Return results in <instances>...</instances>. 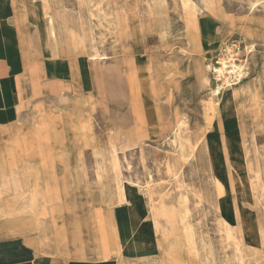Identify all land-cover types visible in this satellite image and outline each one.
Segmentation results:
<instances>
[{"label":"crops","instance_id":"obj_1","mask_svg":"<svg viewBox=\"0 0 264 264\" xmlns=\"http://www.w3.org/2000/svg\"><path fill=\"white\" fill-rule=\"evenodd\" d=\"M66 1L64 11L61 12L58 0H0V154L2 153L3 159V153L7 147L14 149L15 158L10 162L15 173L12 185H21L24 189L35 174L47 180L49 186L52 184L53 166L47 161L37 167L43 169L39 171H29L30 168L35 167H31L25 161L17 162V152L28 150L24 149L21 141L24 136H32L34 144L37 140H43L46 144L50 136L68 131L77 136L75 121L82 126L80 132L88 140L93 135L94 127L92 116L90 113L87 115L85 105L100 103L94 91L98 86L102 87L101 95L104 99L105 74L109 84H125L126 91L123 99L133 125L129 129H123L124 132L119 131L121 135L125 133L121 138L122 145L143 149L145 140L154 133L162 136L170 134L172 136L170 144L176 146L180 158L179 160L168 158L162 161L156 156H149L145 159L149 166L146 167L144 183L118 182L116 192L111 194L107 188H103L104 200L102 202L99 198L96 200L98 206H101L104 211V232L108 220L113 217L134 218L130 226L136 239L129 244L128 248L125 243L119 249L112 241L106 243L107 247H104V244L96 245L92 235L80 245L77 257L73 258L64 248L65 241L62 237L57 235L52 245L42 236H33L23 219H16L29 214L37 216L29 211L28 206L25 211L18 212L19 205L25 197L27 203L30 202L28 190L20 199L12 194L0 195V217L5 218L0 222L2 228L0 230V264H159V260L163 257L167 258V261L170 260L165 248L168 241L176 242L182 256L191 259L192 250H194L191 245L193 238L191 239V230L183 225L182 219L187 211L188 196H175L174 191H171L170 180L177 181L180 178L183 161L187 160L188 156L191 158L193 144L199 136L200 138L202 136L206 143V137L210 134L209 126L214 119L212 112L207 113V127L203 131L205 134L201 133L194 141L188 138L178 143L174 142L173 135L176 136L179 131L185 130V115L181 113L177 115L174 124H167L164 109L166 105L171 106L173 84L184 83L188 53L186 46L197 44L199 36L218 46L225 36V30L219 28L217 22L210 18L214 17L222 25H225L228 20H233V25L251 29L257 38L256 12H251L249 9L251 14L248 18H236L226 15L222 10L221 6L225 0H199L197 4L193 0H163L174 30V37L167 50L157 47L150 52V44L152 42L158 44V39L153 36L152 40L148 41L146 44L148 50L137 54L139 77L126 72L127 57L119 30H117V37L113 39L119 48L118 54L114 55V64L103 67L107 61L99 60V58L92 60L89 27L96 22L103 25L111 20L118 27L122 16L120 7L127 10L135 9L141 13L143 0H115V4L114 0H77L76 7L73 6V0ZM228 1L240 2L249 8V0ZM189 2L193 3L197 9H192ZM85 7L89 9L88 14L87 11L85 12ZM139 16L142 18L143 14ZM67 25H70V33ZM4 28L17 31L23 42L25 40L28 42L32 61L29 62L25 57L22 47L19 49L9 44ZM108 41L109 39L105 43L103 41L101 49L109 46ZM67 42L70 43V48ZM176 45L179 49L177 62L173 65L170 57L171 53L176 51ZM259 50L261 72L258 83L264 84V55L261 53L262 49ZM96 78L102 80L100 84H93ZM156 84L164 86V91L160 95H157L155 90ZM199 84H201L200 81ZM31 91L36 93L53 91L58 98H62L64 94H72L73 111L76 112L77 117L73 118V113L69 116L61 114L55 117L41 109L40 113L37 112V119L32 125L28 129L23 128L21 110ZM209 109L207 107V112ZM214 109L216 110L217 107L214 106ZM227 120L222 118L219 123L224 124ZM40 148L42 149V145ZM196 151L198 152L199 149ZM232 152L233 149H231V155ZM207 156L210 163L209 178L215 180L216 168L208 149ZM231 159L230 156V161ZM3 167L8 166L3 165ZM68 167L73 168L72 164ZM47 168L51 173L45 170ZM232 172L234 175V171ZM54 195L55 191L52 196H47V204L54 199ZM86 211L89 210L86 209ZM181 226L183 234L179 236ZM35 230L42 232V224L37 222ZM103 238L105 239V235L101 237V240Z\"/></svg>","mask_w":264,"mask_h":264},{"label":"rangeland","instance_id":"obj_2","mask_svg":"<svg viewBox=\"0 0 264 264\" xmlns=\"http://www.w3.org/2000/svg\"><path fill=\"white\" fill-rule=\"evenodd\" d=\"M193 1L199 2V0ZM77 5V0H73V6ZM221 8L226 15L236 18H248L251 14L249 8L240 2L231 3L225 0ZM210 19L215 20L218 27L225 30L226 34L218 46H214L201 36L197 44L186 46L188 53L184 83L173 84L171 106L166 105L164 109L167 124H174L177 115L181 113L186 118L185 130L174 135V142L179 143L188 138L194 141L207 127V105L211 96L209 89L200 86L199 77L201 71L204 72L212 61L223 58V48L233 47L228 45L231 43L237 45L241 49L238 55L243 53L240 54L242 61L239 60V63H243L248 46L255 40L260 43L261 53L264 55V8H259L255 14V19L258 21L255 28L257 38L246 33L244 28L238 27L240 25H233V20H228L222 25L214 17ZM157 47H159L157 43L150 44L151 49ZM178 49L176 45V51L171 53L170 59L173 65L177 62ZM107 53L110 57L103 67H110L115 62L111 49L108 48ZM133 74L139 76L138 73L133 72ZM211 77L214 78V75L212 74ZM103 80L104 99L101 95L102 87L98 86L94 91L102 99L100 103L85 105L87 115L90 113L92 116L94 127L93 135L88 140L84 137L82 140L73 135V132H58L50 136L46 144L43 140H37V143L31 145L28 150L16 154L17 162L25 161L31 167H35L30 168L29 171L43 170L37 167L44 161L52 165L54 179L50 186L55 191L54 199L45 207L44 214L37 216L29 214L16 219H23L33 236H42L52 245L57 235L62 237L65 241L64 248L73 258L77 257L80 245L84 244L89 236L93 235L96 245L108 246L104 238L101 240L105 235L103 229L105 218L102 207L98 206L96 201L98 198L101 202L104 200L103 188H107L112 194L116 192L118 182L144 183L146 167L149 166L145 159L149 156H156L162 161L168 158L177 160L180 158L176 146L170 144L172 139L170 134L162 136L154 133L145 140L143 149L122 145L121 138L125 133L121 135L119 131L124 132L133 125L123 99L125 84H109L106 74ZM100 81L102 80L96 78L93 84H100ZM247 88V84H241L238 88L240 97L235 101V112L232 117L245 145L244 153L237 147L231 155L232 171H234L231 204L237 219L234 237L227 238L222 231L224 225L219 223L218 196L208 181L210 163L207 154L204 150L196 151L189 160L183 161L180 178L177 181L170 180L171 191H174L175 196H188L183 225L191 230L193 255L191 259L182 256L176 242L168 241L165 248L170 260L167 261V258L163 257L159 260V264L166 262L168 264H264V84H258L256 87L262 98L259 125L255 124L252 114L253 101L249 98ZM220 105L217 108L220 109L222 104ZM41 109L51 116L58 117L61 114L69 116L73 113V95L64 94L62 98H58L53 91L47 93L31 91L21 110L23 128L28 129L32 125L37 119V112ZM219 135L222 140H226L223 129L219 131ZM39 150L44 153V157L40 155ZM70 164L73 168L68 167ZM236 167L237 171H235ZM45 170L51 173L48 168ZM41 182V185H47V180L42 178ZM4 220L5 218L0 217V222ZM37 222L43 227L40 233L35 230ZM182 229L181 226L179 236L183 234ZM238 246H241L242 254Z\"/></svg>","mask_w":264,"mask_h":264},{"label":"bare ground","instance_id":"obj_3","mask_svg":"<svg viewBox=\"0 0 264 264\" xmlns=\"http://www.w3.org/2000/svg\"><path fill=\"white\" fill-rule=\"evenodd\" d=\"M189 3L192 9L196 8L193 3ZM66 4V0H58L61 12L64 11L63 9ZM259 8H264V0H249V9L251 12H256ZM86 11L88 14L89 9L85 7V12ZM120 11L122 14L119 21L120 26L117 27V25L111 20L103 25L96 22L89 27V43L93 52L92 60L99 58V60L108 61L110 57L107 53L108 48L111 49L113 56L118 54V44L116 41H113V39H115L117 30H119L127 57L126 72L129 74L133 72L139 74L137 54L148 50L146 48V44L148 41L152 40L153 36L157 37L160 48H164L166 50L169 49L171 41L174 37V30L170 23L167 7L163 0H143L141 13H139V11L137 12L135 9L127 10L123 7H120ZM141 14H143L142 18L139 16ZM87 18L89 17L87 16ZM242 28H244L246 33L253 35L255 38L251 29H246L247 27L244 26H242ZM67 29L69 31L70 25H67ZM4 31L6 40L9 44L18 47L19 49L22 47L24 49L25 57L29 62L32 61V53L30 52L28 42H26V40L23 42L22 37L19 36L17 31H10L7 28H4ZM107 39H109V43L107 42L109 46L101 49L103 41L105 43ZM67 44L70 48V43L67 42ZM232 48L233 47L223 48L222 52L224 56L220 60L221 66L215 70V74L217 76L216 79L211 77L213 73L211 66L206 67L204 72L201 71V75L199 77V81L201 83L200 86L209 89L211 96L207 105L208 109H210L207 113L212 112L214 120L209 126L210 134L206 137V143L205 139L202 136L201 138L199 136V139H197L193 144V151L191 153L192 157L195 150L199 149V151L204 150L207 154L208 149L209 154H211V157L213 158V165L216 168V179L213 180L212 178H209L208 175V181L213 187L215 194L218 196L219 223L224 225V229L222 231H224L225 235L229 239L234 237V232L237 228L236 214L231 204V192L234 183L232 165L230 164L231 149L234 150L238 147V149L242 150V153H244L245 149V145L239 134L240 131H238L237 127L235 128L232 118L234 117L235 112V101L240 97L238 88L241 84H247L249 98L253 101L252 114L254 116L255 124L257 125L260 123V99H262L256 90V87L259 84L258 82L260 81L261 71L259 61L261 62V60L258 59V56L261 45L257 41L250 44L247 48L246 59L243 63H239L236 59L238 54L234 50L232 51ZM153 50L154 49L151 48L149 49L150 52H153ZM155 90L157 91V95L162 94L164 91L163 84H156ZM97 96L100 99L98 102H100L102 99L99 95ZM220 104H222L220 109L218 107L216 110H213L214 106L217 107ZM76 117L77 114L73 111V118ZM222 118L228 119L227 122L224 124L219 123ZM75 122L77 123V136L82 138V140H84L83 137L86 139L83 133L80 132L82 126H80L77 121ZM221 129L224 131V136L226 137L225 141L220 138L221 136L219 135V131ZM21 144L24 146V149H29V147L34 144L32 136H24ZM14 153V149L7 147L3 153V159L1 158L2 153L0 154V180L2 179L0 182V195L12 194L20 199L22 195H26V190H28V194L30 195L29 203L31 204L29 205V203H27V198L25 197V200L19 205L20 207L18 212L25 211L28 206V209L32 214H44L45 207L48 205L47 196H52L54 194V189L47 183L46 186L41 185L40 181L42 178L37 174L32 175L29 184L24 189L21 185L13 186L12 178L15 176V173L14 169L11 168L10 162L15 158ZM40 155L44 157V153L42 151H40ZM243 157L244 156L242 154V159ZM189 158L190 156L186 157L187 160H189ZM2 160H5V162H2ZM44 163H46V161H44ZM2 164L8 167L5 168ZM235 171H237V167ZM184 217H182L183 221ZM133 219L134 218L127 216L125 218L113 217V219L108 220L106 225L107 228L104 232L106 242L112 241L119 249L126 243V247L128 248V246H130L129 244L135 242L136 239L134 234H132L130 226ZM238 250L242 254L241 246H238Z\"/></svg>","mask_w":264,"mask_h":264},{"label":"built area","instance_id":"obj_4","mask_svg":"<svg viewBox=\"0 0 264 264\" xmlns=\"http://www.w3.org/2000/svg\"><path fill=\"white\" fill-rule=\"evenodd\" d=\"M229 46H231V45H233V48H232V50H234L237 54H238V52H240L241 51V49L240 48H238L237 47V45H235L234 43H231V44H228ZM240 54H242L243 55V53H239V55L236 57V59L239 61H242L241 59H240ZM221 56H222V54H221ZM222 58V57H221ZM221 58H220V60H221ZM220 60H215V61H212V64L210 65L211 67H212V71H213V75H214V79H216V74H215V70L216 69H218V68H220V66H221V64H220Z\"/></svg>","mask_w":264,"mask_h":264}]
</instances>
